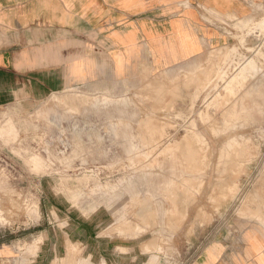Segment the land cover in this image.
<instances>
[{
  "label": "rangeland",
  "instance_id": "374dc122",
  "mask_svg": "<svg viewBox=\"0 0 264 264\" xmlns=\"http://www.w3.org/2000/svg\"><path fill=\"white\" fill-rule=\"evenodd\" d=\"M207 20L201 60L0 107V264H189L264 224V3Z\"/></svg>",
  "mask_w": 264,
  "mask_h": 264
},
{
  "label": "crops",
  "instance_id": "0c3cea01",
  "mask_svg": "<svg viewBox=\"0 0 264 264\" xmlns=\"http://www.w3.org/2000/svg\"><path fill=\"white\" fill-rule=\"evenodd\" d=\"M264 0H0V107L72 85L101 88L201 60L224 42L208 13L245 17ZM189 264H264V227L230 221ZM257 257V258H256Z\"/></svg>",
  "mask_w": 264,
  "mask_h": 264
},
{
  "label": "bare ground",
  "instance_id": "6f19581e",
  "mask_svg": "<svg viewBox=\"0 0 264 264\" xmlns=\"http://www.w3.org/2000/svg\"><path fill=\"white\" fill-rule=\"evenodd\" d=\"M242 40V39H241ZM243 44V43H242ZM243 46V45H242ZM253 61V60H252ZM249 63V62H248ZM254 63V62H253ZM252 64V63H251ZM255 64V63H254ZM253 64V65H254ZM251 67H252V65H251ZM239 69V68H238ZM241 70V69H240ZM239 71V70H238ZM240 72V71H239ZM242 74V73H241ZM236 75V74H235ZM240 76V75H239ZM247 78V77H246ZM243 80V79H242ZM229 85V84H228ZM228 88V87H227ZM230 88V90H232L231 89V87H229ZM229 90V89H228ZM229 94V93H228ZM248 98V97H247ZM227 99V98H226ZM245 106V105H244ZM242 109H244V108H242ZM224 112V111H223ZM215 117V116H214ZM216 118V117H215ZM224 124V123H223ZM248 125V124H247ZM234 126V125H233ZM231 127V126H230ZM187 136V135H186ZM235 138V137H234ZM233 140V139H232ZM228 141V140H227ZM238 142V141H237ZM189 143V142H188ZM230 144V143H229ZM183 145V144H182ZM190 145V144H189ZM243 145V144H242ZM236 147V146H235ZM186 148V147H185ZM188 148V147H187ZM183 150V149H182ZM232 154V153H231ZM243 155V154H242ZM241 156V155H240ZM192 157H194V155L192 156ZM190 158V157H189ZM199 158V157H198ZM235 158V157H234ZM244 158V157H243ZM196 159V158H195ZM198 161V160H197ZM242 163V162H241ZM192 179V178H191ZM263 190V189H262ZM262 197V196H261ZM259 200V199H258ZM257 207V206H256ZM263 207V206H262ZM243 208V207H242ZM250 208V207H249ZM244 209H245V207H244ZM243 210V209H242ZM244 212H246V210H244ZM262 212V211H261ZM254 213V212H253ZM256 213V212H255ZM242 214H244V213H242ZM263 227H264V224H263ZM257 258V257H256Z\"/></svg>",
  "mask_w": 264,
  "mask_h": 264
}]
</instances>
